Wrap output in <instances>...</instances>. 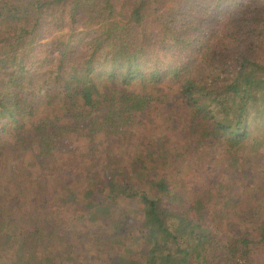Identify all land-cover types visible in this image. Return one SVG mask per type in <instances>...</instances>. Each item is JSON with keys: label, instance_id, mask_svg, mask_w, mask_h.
<instances>
[{"label": "trees", "instance_id": "trees-1", "mask_svg": "<svg viewBox=\"0 0 264 264\" xmlns=\"http://www.w3.org/2000/svg\"><path fill=\"white\" fill-rule=\"evenodd\" d=\"M203 1L0 0V135H11L0 140V163L10 147L23 154L0 166V264H264V208L247 211L249 193L241 201L254 174L234 177V192L238 182L243 188L226 202L235 198L232 211L255 218L207 225L206 207L190 198L206 163L182 158L189 139L113 147L107 159L72 162L93 173L49 184L59 161L71 160L56 157L71 121L87 119L113 136L143 112L147 95L122 90L97 114L107 81L178 83L210 160H219L221 142L243 146L251 129L264 126V63L251 56L258 37L250 32L264 33V6L207 0L203 23L214 22L218 9L222 23L204 39L205 30L191 32L186 12ZM245 29L249 42L239 50L231 36Z\"/></svg>", "mask_w": 264, "mask_h": 264}, {"label": "rangeland", "instance_id": "rangeland-1", "mask_svg": "<svg viewBox=\"0 0 264 264\" xmlns=\"http://www.w3.org/2000/svg\"><path fill=\"white\" fill-rule=\"evenodd\" d=\"M244 3H250L248 1L252 0H242ZM204 7L202 5L190 4L188 9H186L187 15L191 17L189 19V26L191 32L200 33V31L205 30L203 35L204 39L210 38L212 32L216 28V25H221V11L218 9L219 15L216 20L211 23H203L201 16L205 13L203 9L207 7V0L203 1ZM252 5V6H251ZM251 7H262L264 6V0H259L257 3L250 4ZM229 15V12H228ZM222 31V29H220ZM245 31L233 33L231 40H234L233 44L239 50L246 48L247 42H249L248 35ZM231 32V31H229ZM251 34L258 37L257 39H252V58L258 59L264 63V33L260 32V28H252L250 30ZM264 32V31H263ZM203 42V41H202ZM203 43H199L195 46L194 52L201 50L203 48ZM202 47V48H201ZM136 84L129 86L118 85V82L107 81L104 84L103 97L104 102L103 107L98 109L96 112L100 116L104 115L103 110L109 107L111 104H117L119 93L122 90L135 91L139 97L147 95V103L144 104V110L142 113L134 112L130 115L129 120H125L123 123L125 128L124 132H119L112 136L111 133L102 131L101 128L93 129L90 127L87 119L80 120L82 125H76L72 121L69 126L72 128L69 136L66 139H62L59 142V147L56 150L57 159L63 157V155H70L68 162L62 160L59 161L61 173L56 175L50 180L51 188H58V186H65L66 182H73L74 179L79 177L83 170H91L90 167L85 169L77 168L74 166H80V164L73 165V161L77 160L81 163L85 159H91L98 154L100 158L107 159L110 155H113V147L120 148V152L126 150L127 144L135 142V144H154L156 147L168 143L171 146L174 142L184 143L186 139V150L183 149L182 155L174 152V156H182L186 160H195L203 158V162L206 163V172L196 178L198 182V189L195 194H191L190 198L196 199L206 207V215L204 220L207 225L220 226L223 225V221H227L230 224L238 223L242 224L247 220H252L255 218L252 214L245 212L243 208L240 211L233 212L231 207L232 203L235 202V198L232 199L230 203L226 202L228 197H234L235 195H240L238 192L242 191L243 183L238 182L236 188L239 191L234 192L232 184L236 182L234 177H237L240 173H253L254 175H249V187L248 189H243L244 194H242L241 201L247 197L248 193L251 195L249 198V203L244 205L247 206L248 210H255L259 213L264 208V126H255L251 129V135L242 143L243 146L239 145L237 142L231 143H220V148L217 149V154L219 160H210V156L203 157L206 152L201 148L203 142L202 135L203 132L199 124L195 122L192 118V112L189 111L187 106L182 104L179 99V84L176 82H165L152 87L148 84L143 85L139 81ZM103 101V100H102ZM149 102V103H148ZM39 112L37 114L39 115ZM40 114V115H46ZM48 115V114H47ZM100 126V125H99ZM8 134V133H7ZM4 134L0 135V140H5L11 137V135ZM188 136H191L188 137ZM193 140V141H192ZM210 149V147L208 146ZM230 148L231 150H229ZM211 150V149H210ZM239 151V152H238ZM77 152V153H76ZM85 152L86 154H83ZM130 154H127L128 157ZM198 155V156H197ZM23 154H17L11 147L7 152L5 157V162L0 163L1 167H5L6 163L10 159L22 160ZM92 161V160H91ZM234 161L235 165L232 166L231 162ZM181 164L179 165V167ZM155 168V166H154ZM195 168L191 169L192 173H195ZM93 173L94 171L91 170ZM190 172V170H189ZM212 172V173H210ZM59 172L57 171V174ZM66 174L62 176L61 174ZM189 174V173H188ZM224 185L225 190L218 191V187ZM79 190H83L79 187ZM254 191V192H253ZM50 197L54 192H49ZM228 196V197H227ZM238 199V198H236ZM220 213H226L225 218L218 215ZM241 219H240V218ZM215 218V220H214ZM228 235L227 231L219 232L218 236L220 238H225Z\"/></svg>", "mask_w": 264, "mask_h": 264}]
</instances>
